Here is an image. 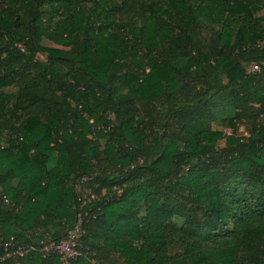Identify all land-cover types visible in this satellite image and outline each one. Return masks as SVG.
<instances>
[{"label": "trees", "instance_id": "16d2710c", "mask_svg": "<svg viewBox=\"0 0 264 264\" xmlns=\"http://www.w3.org/2000/svg\"><path fill=\"white\" fill-rule=\"evenodd\" d=\"M79 213L68 264H264V0H0V264Z\"/></svg>", "mask_w": 264, "mask_h": 264}, {"label": "built area", "instance_id": "2783aa9c", "mask_svg": "<svg viewBox=\"0 0 264 264\" xmlns=\"http://www.w3.org/2000/svg\"><path fill=\"white\" fill-rule=\"evenodd\" d=\"M256 68L257 67L254 69ZM226 134H230V131L226 130ZM85 181V179H82L80 180V183L76 185V189L78 190L77 199L81 203V207H84L96 199L91 189L83 186ZM82 226L83 219L81 213H79L73 227L68 231L67 236L60 242H49L44 244L39 250L40 253H42L44 257L54 254L58 256L59 260L63 264H68V262L76 259H87L88 253L81 249V237L84 234ZM11 241L12 240L2 244L3 255L0 256V263L13 256L24 257L29 253L36 251V248L34 247L11 250L13 247V243Z\"/></svg>", "mask_w": 264, "mask_h": 264}, {"label": "rangeland", "instance_id": "374dc122", "mask_svg": "<svg viewBox=\"0 0 264 264\" xmlns=\"http://www.w3.org/2000/svg\"><path fill=\"white\" fill-rule=\"evenodd\" d=\"M237 134H239V135H245L244 128H239Z\"/></svg>", "mask_w": 264, "mask_h": 264}]
</instances>
